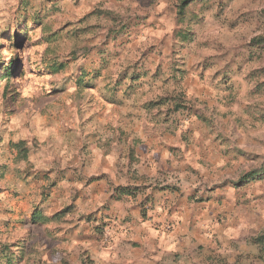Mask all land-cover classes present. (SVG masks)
Masks as SVG:
<instances>
[{"label": "clouds", "instance_id": "1", "mask_svg": "<svg viewBox=\"0 0 264 264\" xmlns=\"http://www.w3.org/2000/svg\"><path fill=\"white\" fill-rule=\"evenodd\" d=\"M89 12L0 95V264H264V0H0V45Z\"/></svg>", "mask_w": 264, "mask_h": 264}, {"label": "rangeland", "instance_id": "2", "mask_svg": "<svg viewBox=\"0 0 264 264\" xmlns=\"http://www.w3.org/2000/svg\"><path fill=\"white\" fill-rule=\"evenodd\" d=\"M30 3L31 0H28ZM27 7V5H25ZM93 15V13L89 12L86 13L85 16L80 17L77 20L66 19L61 21L59 18L52 20L51 23L44 25V31L47 35L41 36L39 34H29L27 35L26 29V19L23 21L19 26L16 33L11 34H4L7 39L13 41L12 47L13 48H5L4 45H0V68H4V64L8 63V68L10 71L0 74V95H7L9 90L13 91L14 95L12 97L14 103H18L16 97L19 96V93H15V89H9L8 85L12 83V78H17L19 75L22 74V67L28 63L35 62L36 58H44L45 54L48 52L56 51L57 54H61L59 52L61 46V38L59 33H61L64 29H69L70 34L79 39L78 34H85L88 33L90 30L94 29L96 26L90 25L86 28H76L74 27L75 24L83 23L89 16ZM43 23V21H40ZM59 24V28H55L54 26ZM24 30V31H22ZM26 43L25 47L24 44ZM130 42V41H129ZM254 43H258L261 46H264V38H260L259 40L253 41ZM48 45V48H45L44 45ZM53 45L56 46L53 49ZM19 51H17L16 49ZM74 55V54H73ZM66 64H59L51 66L53 71H61L65 68ZM255 72H264V69H256ZM251 75V74H250ZM21 79L24 81L22 84H17V87H23L25 90H28L32 87H40L41 83L39 80L33 81L31 77H27L26 74H22ZM258 88L264 87V82L257 85ZM71 93H67L65 97L62 99L65 100L67 104V96H70ZM14 111H18V109H13ZM37 123L39 124L40 121L38 120ZM15 143V142H14ZM22 144L23 141H20ZM47 178V177H45ZM67 211V209H65Z\"/></svg>", "mask_w": 264, "mask_h": 264}, {"label": "trees", "instance_id": "3", "mask_svg": "<svg viewBox=\"0 0 264 264\" xmlns=\"http://www.w3.org/2000/svg\"><path fill=\"white\" fill-rule=\"evenodd\" d=\"M65 211V210H64Z\"/></svg>", "mask_w": 264, "mask_h": 264}]
</instances>
